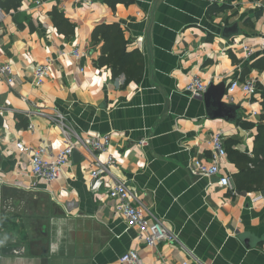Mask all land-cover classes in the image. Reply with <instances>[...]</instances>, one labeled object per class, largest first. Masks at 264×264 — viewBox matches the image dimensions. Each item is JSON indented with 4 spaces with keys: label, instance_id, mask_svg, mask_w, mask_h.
Here are the masks:
<instances>
[{
    "label": "crops",
    "instance_id": "0c3cea01",
    "mask_svg": "<svg viewBox=\"0 0 264 264\" xmlns=\"http://www.w3.org/2000/svg\"><path fill=\"white\" fill-rule=\"evenodd\" d=\"M0 7V64L14 77L11 85L0 79V264H120L128 250L144 264H264V200H255L264 181L243 179L252 164L236 157L255 158L264 125V0H0ZM113 23L126 52L141 54L138 80L98 63L102 42L92 32ZM234 24L237 31L225 30ZM42 64L46 75L37 85ZM194 76L207 86L225 82V91L233 78H251L257 89L223 95L240 106L229 122L207 115L203 95H188ZM216 131L226 150L219 176H229V186L188 171L194 159L210 162ZM101 135L109 145L98 160L112 155L110 174L178 241L145 244L107 196L110 175L90 189L93 158L84 149L45 183L14 146L56 152L67 139Z\"/></svg>",
    "mask_w": 264,
    "mask_h": 264
},
{
    "label": "built area",
    "instance_id": "2783aa9c",
    "mask_svg": "<svg viewBox=\"0 0 264 264\" xmlns=\"http://www.w3.org/2000/svg\"><path fill=\"white\" fill-rule=\"evenodd\" d=\"M75 1L85 4L90 3L92 0ZM39 3L40 2H37V4ZM3 18L4 12L0 7V23ZM242 48L244 50L245 58H248L253 54V50L249 46L242 45ZM261 48H264V42L262 43ZM70 53L76 58L80 56L78 49L72 50ZM46 68V64L39 65L36 68L34 78L37 85H40L43 82V77L46 75ZM0 79H4L8 85L12 84L14 77L12 75L11 67L8 64H0ZM206 88L207 84L194 76L191 77L186 84L185 91L190 97H202ZM256 89V84L251 78H244L241 80L239 77H236L228 82L224 97L231 100L236 90H240L244 94L252 96L256 93ZM55 120L59 122L62 133L64 135L65 133H68L64 128L62 119L57 117ZM223 139L224 137L220 131H216L210 135L208 140V145L211 151L210 162L206 164L196 159L192 160L188 166V171L192 176H219L220 161L226 156ZM144 143V140L140 141V144ZM108 145V135L89 136L84 138L76 136L73 141L67 139L65 146L56 152H53L48 146L43 145L29 147L20 141H17L14 144L19 152L29 155L28 163L32 175L43 180L45 183H51L59 177L63 166L69 162L73 150L84 149L93 158V168L90 173V189L92 191H98L102 186V176L110 175L112 178V185L106 189L107 196L118 202L116 211L123 216L129 227L138 230L139 236L145 244L153 246L160 241H178L177 236L170 232L161 220L144 207L135 192L127 187L125 181L116 179L110 174V168L115 165L112 155L108 153L104 162L98 160L97 152H107ZM217 183L220 186H229L230 178L229 176H219ZM257 199L264 200V195L255 200ZM119 262L120 264H144L135 250H128L125 252L120 256ZM181 264L188 263L187 261H184Z\"/></svg>",
    "mask_w": 264,
    "mask_h": 264
},
{
    "label": "trees",
    "instance_id": "16d2710c",
    "mask_svg": "<svg viewBox=\"0 0 264 264\" xmlns=\"http://www.w3.org/2000/svg\"><path fill=\"white\" fill-rule=\"evenodd\" d=\"M92 38L93 41L102 42L101 55L98 59L100 65L111 67L113 75L115 76L119 73H124L127 80L139 79L142 70L141 54L137 50L130 53L126 52L127 41L125 40L118 24L113 23L96 26L92 32ZM262 119L264 120V101ZM239 125L245 129L254 126L248 121L239 122ZM258 130L259 135L256 138L255 158L251 159L243 154L236 155L239 160H243L247 164H252V168H246L243 170V179L248 183L256 184V186L261 181H264V125L258 126ZM259 156L262 158H259ZM244 187L245 186L243 185V189ZM238 188L242 189L240 184Z\"/></svg>",
    "mask_w": 264,
    "mask_h": 264
},
{
    "label": "water",
    "instance_id": "95a60500",
    "mask_svg": "<svg viewBox=\"0 0 264 264\" xmlns=\"http://www.w3.org/2000/svg\"><path fill=\"white\" fill-rule=\"evenodd\" d=\"M235 27L236 24L232 25L230 28H226L225 30L227 29L230 30L231 31L230 33L232 34L235 31H237ZM224 93H225V82H221L217 85L209 84L207 86L205 92L203 93V100L205 103L207 115L209 117H218V118H223L229 122H234L239 117L237 111L240 108V106L238 104L225 102L223 100ZM76 154H77L76 150H73L71 157L74 158Z\"/></svg>",
    "mask_w": 264,
    "mask_h": 264
}]
</instances>
